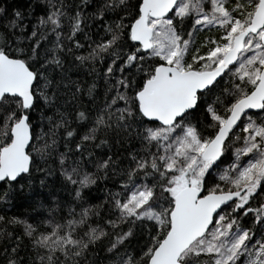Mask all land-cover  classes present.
I'll return each mask as SVG.
<instances>
[{"label": "snow or ice", "instance_id": "snow-or-ice-1", "mask_svg": "<svg viewBox=\"0 0 264 264\" xmlns=\"http://www.w3.org/2000/svg\"><path fill=\"white\" fill-rule=\"evenodd\" d=\"M13 201L0 264H264V0H0Z\"/></svg>", "mask_w": 264, "mask_h": 264}, {"label": "trees", "instance_id": "trees-1", "mask_svg": "<svg viewBox=\"0 0 264 264\" xmlns=\"http://www.w3.org/2000/svg\"><path fill=\"white\" fill-rule=\"evenodd\" d=\"M3 2L8 3L9 5L16 2V0H3ZM207 33H200V36L206 35ZM101 186H103V182H99ZM92 195L94 197H99L100 200L104 199V193L96 190L95 188L92 191ZM92 203H96L97 200L92 199ZM14 206L9 207L8 205L0 204V215H4L6 217L10 216H24L30 221L35 220L37 217L43 218L44 209L37 208L34 203H25L22 201H13ZM94 222L95 221V218ZM8 230L13 231L17 234H21L22 226L19 225H8Z\"/></svg>", "mask_w": 264, "mask_h": 264}]
</instances>
